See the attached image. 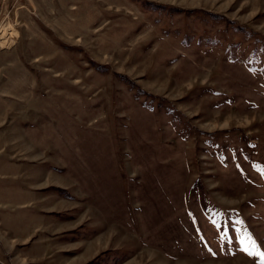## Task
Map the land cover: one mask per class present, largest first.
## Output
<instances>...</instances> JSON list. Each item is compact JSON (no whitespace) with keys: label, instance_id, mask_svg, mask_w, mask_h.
Masks as SVG:
<instances>
[{"label":"rangeland","instance_id":"374dc122","mask_svg":"<svg viewBox=\"0 0 264 264\" xmlns=\"http://www.w3.org/2000/svg\"><path fill=\"white\" fill-rule=\"evenodd\" d=\"M155 229L264 264V0H0V264Z\"/></svg>","mask_w":264,"mask_h":264},{"label":"crops","instance_id":"0c3cea01","mask_svg":"<svg viewBox=\"0 0 264 264\" xmlns=\"http://www.w3.org/2000/svg\"><path fill=\"white\" fill-rule=\"evenodd\" d=\"M204 235L203 231L196 229L144 230L138 233L135 250L116 264H216L222 262L223 260L217 261L215 258L207 257L210 246H207ZM149 254L155 255L153 260L158 258L157 263L152 262ZM106 264H110V261Z\"/></svg>","mask_w":264,"mask_h":264}]
</instances>
